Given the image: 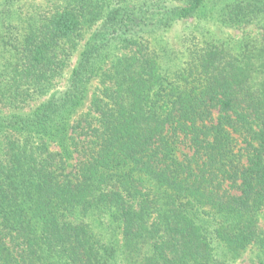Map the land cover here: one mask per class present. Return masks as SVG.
<instances>
[{"label": "trees", "instance_id": "obj_1", "mask_svg": "<svg viewBox=\"0 0 264 264\" xmlns=\"http://www.w3.org/2000/svg\"><path fill=\"white\" fill-rule=\"evenodd\" d=\"M251 251L264 264V0H0V264Z\"/></svg>", "mask_w": 264, "mask_h": 264}, {"label": "rangeland", "instance_id": "obj_2", "mask_svg": "<svg viewBox=\"0 0 264 264\" xmlns=\"http://www.w3.org/2000/svg\"><path fill=\"white\" fill-rule=\"evenodd\" d=\"M193 23H194V21H192V20H188V21L179 23L171 31L168 32V34H167L168 39H170L173 42V45L176 49L179 48V45L175 44V40L178 38V33L181 32L185 27L191 26ZM210 30H211V32L218 33L219 35L223 34L222 30L217 31V29L215 27H212V26L210 27ZM228 32L232 35H236L239 33V31L236 32L234 30H229ZM83 44H84V41L81 42L79 49L76 51V53L72 57L71 61L69 62L68 68L65 70L63 77L56 81L53 90H61L65 87L66 81H67L68 77L70 76L72 68L74 67V65L77 61L78 55L82 50ZM44 99H45V97L41 98L40 100H38L36 102H33L31 104V109L36 107ZM253 261H254V252L251 251V252H247L246 254H244L242 259L237 264H253Z\"/></svg>", "mask_w": 264, "mask_h": 264}]
</instances>
